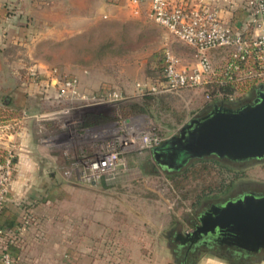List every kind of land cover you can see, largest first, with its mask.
Returning a JSON list of instances; mask_svg holds the SVG:
<instances>
[{
  "label": "rangeland",
  "instance_id": "obj_1",
  "mask_svg": "<svg viewBox=\"0 0 264 264\" xmlns=\"http://www.w3.org/2000/svg\"><path fill=\"white\" fill-rule=\"evenodd\" d=\"M159 27L149 25L144 38L133 29L115 27L110 31L97 30L90 38L84 37L76 42V46L41 48L36 55L46 60L44 66L50 76L52 70L74 76L79 80L80 89L86 93L103 91L105 87L102 88V84L122 93L124 99L114 108L99 107L90 112L109 118L97 125L113 121L116 118L114 115L118 113L121 117L137 118L142 124L155 127L165 141L177 134L190 118L204 114L208 110L205 106L208 99L201 88L185 89L179 95L154 93L148 96L137 93L136 83L159 82L165 48L181 57L184 64L191 59L190 50ZM219 56L214 53L213 59L217 60ZM36 73L38 72L32 69L34 76ZM51 79L52 77L47 85L53 87L54 91L51 93L55 95L57 87L51 84ZM92 83L96 86L92 87ZM43 125V130L37 134L38 139L42 135H57L60 132L54 122ZM78 144L83 142L77 141ZM50 151L55 154L57 148H51ZM195 160H188L183 166L170 169L156 162L152 153L131 154L128 162L131 170L113 184L76 183L66 190L57 188L49 197L54 202L49 208L50 222L45 225L50 234L49 243L64 242L62 230L60 234L56 230L65 224L67 241H70L69 235H74L76 222L79 221L78 228L82 229V234L76 233L78 239L84 234L106 238L105 241L94 242L91 259L85 264H117L128 261L130 264H138L140 259L146 258L163 260V263L168 259L170 264H176L178 258L175 253L166 251L168 247L173 250L176 246L170 236L173 230H189L191 221L210 202H224L246 190L264 192V157L237 162L220 159L231 167L224 174L219 167L214 170L201 169L197 164V168L192 167ZM58 180L55 182L58 183ZM71 201H76L77 205ZM94 211H98V227L87 223ZM74 216L79 217L76 222L69 221ZM110 218H114V231L119 227L120 239L129 242L132 250L154 247L161 251L160 256L115 255L112 252L114 245L109 242L111 237H107L105 231V223L111 221ZM66 221L69 222L64 223ZM116 235L115 233L112 237L115 241L118 238ZM194 263L237 264L223 252L220 257L210 251L199 252ZM249 264H264V256L260 254Z\"/></svg>",
  "mask_w": 264,
  "mask_h": 264
},
{
  "label": "crops",
  "instance_id": "obj_2",
  "mask_svg": "<svg viewBox=\"0 0 264 264\" xmlns=\"http://www.w3.org/2000/svg\"><path fill=\"white\" fill-rule=\"evenodd\" d=\"M202 1L218 9L225 21L238 24L243 0ZM149 25L157 24L144 14L134 15L126 0H0V158L11 153L15 168L7 201L0 211V228L12 235L8 248L14 264L89 263L94 242L106 239L93 234L80 235L78 239L76 233L82 234V229L78 228L79 221L76 222L79 217L74 216L69 218L77 224L74 235L68 237L70 241H67L65 224L56 230L59 234L62 230L64 242L49 243L50 234L45 225L50 222L49 208L54 204L50 194L57 188L66 190L78 182L63 176L64 158L58 151L51 152V148L41 144L37 137L39 125H47L50 121L38 120L36 115L54 106L51 93L54 89L47 85L52 76L44 66L46 60L38 58L37 51L76 46V42L90 38L97 30L110 31L115 27L133 29L144 38ZM218 54L215 67L222 62V54ZM32 69L38 72L36 76ZM102 85V88L106 86ZM91 86L96 85L92 83ZM257 89L249 86L246 93L253 95ZM71 202L77 205L76 201ZM97 215L98 211H94V215L92 212L87 223L98 227ZM110 219L105 223V231L107 237L117 234L116 241L109 238L115 255L160 256L161 251L154 247L132 250L129 242L120 239L119 227L114 231V218ZM166 251L172 254L169 247ZM162 261L146 258L140 259L138 264H170L168 259Z\"/></svg>",
  "mask_w": 264,
  "mask_h": 264
},
{
  "label": "built area",
  "instance_id": "obj_3",
  "mask_svg": "<svg viewBox=\"0 0 264 264\" xmlns=\"http://www.w3.org/2000/svg\"><path fill=\"white\" fill-rule=\"evenodd\" d=\"M134 15L144 14L164 28L176 41L190 50V61L165 48L162 55L163 78L157 83L135 84L140 95L203 89L216 75L214 53L222 54L224 82L233 84L231 92L217 91L216 101L239 105L254 97L247 94L249 86L264 90V0H243L242 15L234 25L220 17L218 9L202 0H126ZM51 84L57 91L54 106L36 115L38 120L57 124L60 132L42 135L39 142L57 148L64 158L63 176L83 185L113 184L131 170L130 155L152 153L164 138L153 126L137 118L114 115L104 125L83 126L84 115L99 107H112L124 99L113 88L86 93L79 80L52 70ZM205 97L211 99L209 92ZM116 111V109H115ZM44 128L38 127V132ZM77 141L83 142L78 144ZM15 168L13 155L0 158V211L7 201V192ZM12 235L0 228V264H14L8 245Z\"/></svg>",
  "mask_w": 264,
  "mask_h": 264
},
{
  "label": "water",
  "instance_id": "obj_4",
  "mask_svg": "<svg viewBox=\"0 0 264 264\" xmlns=\"http://www.w3.org/2000/svg\"><path fill=\"white\" fill-rule=\"evenodd\" d=\"M156 162L179 168L188 160L214 156L228 161L264 157V90L239 105L214 103L204 114L190 118L178 133L152 150ZM195 230L182 235L193 243L201 234L217 233L222 246L256 252L264 249V194H244L213 204L202 212Z\"/></svg>",
  "mask_w": 264,
  "mask_h": 264
},
{
  "label": "flooded vegetation",
  "instance_id": "obj_5",
  "mask_svg": "<svg viewBox=\"0 0 264 264\" xmlns=\"http://www.w3.org/2000/svg\"><path fill=\"white\" fill-rule=\"evenodd\" d=\"M208 111V110H207ZM205 111V112H207ZM253 193V194H264V192H256L251 190L243 191L234 198H238L244 194ZM231 198V199H234ZM222 204V201H213L208 203L205 208H203L197 217L191 221V228L189 230H184L180 232L178 229H175L171 232L170 236L173 241L176 242V246L173 248V251L178 258L177 264H195V258L197 254L202 251H210L215 255L222 257V252L225 253L232 261H235L237 264H249L255 260L257 256L262 254L264 256V249H260L256 252H249L245 250H239L234 247L222 246V243H219L216 239L218 237L217 233L207 232L206 234H201L197 237L195 242H185L182 243V235L190 233L195 230L196 225L199 224L198 217L199 215L209 209L211 205Z\"/></svg>",
  "mask_w": 264,
  "mask_h": 264
},
{
  "label": "trees",
  "instance_id": "obj_6",
  "mask_svg": "<svg viewBox=\"0 0 264 264\" xmlns=\"http://www.w3.org/2000/svg\"><path fill=\"white\" fill-rule=\"evenodd\" d=\"M215 68H216L215 77L213 78V80L211 82H208L205 85L206 92H209L211 94V99H209L208 102L205 104L207 109H211L213 103H215V101L217 99V97L215 96V93L217 91L231 92L234 89L233 84L230 82H224L222 84V79H224V74L222 73V62L219 65H217ZM160 71H161V73H160V80H161L163 78L162 65H161ZM107 87L108 86H105V88H107ZM146 95L149 96L151 94H146ZM134 108H136V107H134ZM138 109H140V108H138ZM108 119L109 118L107 116H104V115H101L98 113H87L84 115L83 126L97 125V124L104 122ZM194 162H196V163H192L193 164L192 167H196L197 165H199V168H201V169H210V170H214L216 167H219L223 171V174L227 170L231 169L230 165L226 161L221 162L220 159H218L217 157H214V156L196 159ZM195 164H197V165H195ZM226 186H229V185L227 184Z\"/></svg>",
  "mask_w": 264,
  "mask_h": 264
}]
</instances>
